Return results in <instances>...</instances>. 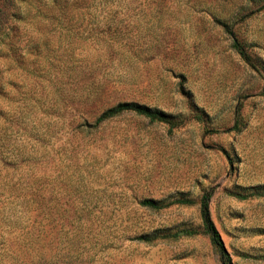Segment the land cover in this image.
<instances>
[{"label": "rangeland", "instance_id": "obj_1", "mask_svg": "<svg viewBox=\"0 0 264 264\" xmlns=\"http://www.w3.org/2000/svg\"><path fill=\"white\" fill-rule=\"evenodd\" d=\"M2 4L0 264H222L205 193L229 263L264 264V0ZM122 102L177 126H93Z\"/></svg>", "mask_w": 264, "mask_h": 264}, {"label": "trees", "instance_id": "obj_2", "mask_svg": "<svg viewBox=\"0 0 264 264\" xmlns=\"http://www.w3.org/2000/svg\"><path fill=\"white\" fill-rule=\"evenodd\" d=\"M9 0H4V3H8ZM4 7V4L0 7V30L9 29L11 32L13 29L7 24V16L6 11L2 9ZM5 17V18H4ZM4 34V31H3ZM233 47L237 50V52L240 54V56L244 60H248L245 52L243 51L242 47L236 40V38L233 36ZM126 113H132L138 116H142L149 120L151 123H164L166 125H169L172 128L177 126L176 123L171 121L170 117L162 113L161 111H157L155 109H152L147 106H143L137 103L132 102H122L118 103L115 106L108 108L104 112H102L95 120L93 126H99L100 124L111 120L113 118H116L120 115L126 114ZM230 130L240 131V128L238 126V123L235 122L234 126ZM211 198V193H205L201 196L200 199V215H201V222H202V229L204 234H206L211 244L218 250L220 253L222 264H230V259L228 257V253L225 249L224 243L221 239V236L219 232L217 231L211 217L209 214V201ZM184 205L189 206L193 204V201L189 199H176L174 201H170L168 203H163L160 201H156L153 199H144L140 202V205L142 207H146L151 210H161L164 208H167L170 205ZM200 231L198 229H192V228H179L173 231H157L151 235L149 234H142L137 237V240L143 243H152L155 240H171L176 241L182 237H191L194 235L199 234ZM3 246L0 247V255L3 250Z\"/></svg>", "mask_w": 264, "mask_h": 264}]
</instances>
